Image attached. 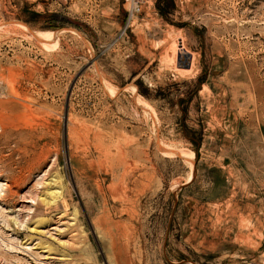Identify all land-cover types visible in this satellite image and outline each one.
Wrapping results in <instances>:
<instances>
[{
	"label": "rangeland",
	"instance_id": "rangeland-1",
	"mask_svg": "<svg viewBox=\"0 0 264 264\" xmlns=\"http://www.w3.org/2000/svg\"><path fill=\"white\" fill-rule=\"evenodd\" d=\"M0 264H264V0H0Z\"/></svg>",
	"mask_w": 264,
	"mask_h": 264
},
{
	"label": "built area",
	"instance_id": "built-area-1",
	"mask_svg": "<svg viewBox=\"0 0 264 264\" xmlns=\"http://www.w3.org/2000/svg\"><path fill=\"white\" fill-rule=\"evenodd\" d=\"M130 7L131 14L138 12L145 0H124Z\"/></svg>",
	"mask_w": 264,
	"mask_h": 264
},
{
	"label": "bare ground",
	"instance_id": "bare-ground-1",
	"mask_svg": "<svg viewBox=\"0 0 264 264\" xmlns=\"http://www.w3.org/2000/svg\"><path fill=\"white\" fill-rule=\"evenodd\" d=\"M183 50V48H182ZM188 57H189V52H180V56H179V61H180V67H186V66H190V62L188 60ZM192 62V61H191ZM192 66V64H191Z\"/></svg>",
	"mask_w": 264,
	"mask_h": 264
}]
</instances>
